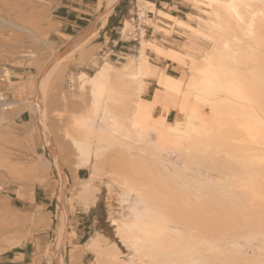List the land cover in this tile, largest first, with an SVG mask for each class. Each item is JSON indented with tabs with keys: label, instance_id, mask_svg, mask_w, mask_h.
<instances>
[{
	"label": "rangeland",
	"instance_id": "374dc122",
	"mask_svg": "<svg viewBox=\"0 0 264 264\" xmlns=\"http://www.w3.org/2000/svg\"><path fill=\"white\" fill-rule=\"evenodd\" d=\"M56 2L0 0V254L30 243L34 259L41 258V264H58L59 254L65 264H170L181 247L186 251L190 248L192 252H188L193 253L191 257L188 252L183 250L186 253L183 254L179 250L183 254V262L186 258L185 264H195L200 259L199 262L205 260L204 264H264V162L253 163L249 159L254 154L264 156V139L253 142L242 128L235 126L236 129L232 130L229 126L227 136H224L226 140L223 141L224 137L217 139L225 147L218 141L212 142L214 147L210 144L211 148L208 147L210 142H205L208 148L202 144L198 150L189 149V140L195 135L189 137L187 133V137L186 132L182 135L184 130L188 131L187 114L190 116L194 110L205 115L210 110L209 106L200 100L196 102L194 98L186 100L187 95L182 96L185 98L183 101L180 97L179 102L175 91L167 92L157 85L158 76L153 78L156 82L154 93L145 96L146 103L156 96L166 100L167 94H177V102L174 100L177 104L170 100L174 99L173 94V97L168 95L173 104L168 105V99L167 102H157L160 110L165 111L168 107L166 112L170 114L172 111L168 121L162 114L157 116L162 125L160 129H164L160 138L165 144L153 143L157 139L154 133L148 136L152 141L146 139L138 144L127 138L124 129L113 130L114 122L110 119L114 114L116 117L119 115L118 118L124 117V114L128 117L123 112L128 113L132 102L135 110L136 86H129L123 71L140 47L139 36L134 31L138 24L133 22L134 28L129 31L131 35L129 32L123 35V39H131L133 47L132 50H124L126 54L120 57L112 56L110 59L104 53L102 44L95 45V38L81 48H75L95 30L106 13L104 9L98 12L92 29L76 38H66L68 44L61 48L51 38ZM192 5L194 13L204 17L202 11ZM136 13L138 15V9ZM135 17L137 19L134 13L126 20ZM189 22L197 27L200 25L196 18ZM181 35L179 46L184 47L183 53L188 54L183 56L184 59L182 57L183 60H177L180 56L173 61V58L151 52L149 55L170 59L178 65L180 75L185 72L196 75L195 66L204 65L202 52L210 51L211 42L195 38L184 30ZM261 35L264 40V30ZM119 37L113 35V38ZM136 37L138 41L134 40ZM165 45V50L171 47ZM66 49L74 51L39 87L47 68ZM190 54L196 61L189 59ZM105 62L117 66L111 82L119 93L117 91L115 96L110 92L106 94L101 99L103 104L100 101L102 108H98L94 105L92 92L82 88L77 78L82 72L89 76L96 74ZM241 68L242 74L251 76L253 87L262 92L257 96L263 95L264 101V45L255 59ZM24 69L29 75L26 82L13 83V72ZM29 83L32 86L26 88ZM125 83H129V87ZM131 88H134L136 93L132 91V94L135 96L130 95ZM162 93L164 96H161ZM38 97L45 106L51 148L35 113ZM217 97L230 98L227 92L221 90ZM133 98H136L135 101H132ZM257 100L261 101L260 98ZM185 101L186 107L183 106ZM184 107L187 114L181 113ZM261 108L264 110V103ZM24 110L32 113L33 121L19 125L15 117ZM262 118L264 120V111ZM153 123L155 126L154 120L152 126ZM174 123V130L177 128L180 132L172 130ZM165 126L175 134L172 131L167 134ZM76 139L85 144L87 154L78 149ZM190 155L196 158L195 163L185 168L182 165L188 162L189 157L186 156ZM55 159L59 161L61 171ZM80 169H85L84 179L78 178ZM63 218L66 233L61 240L59 224ZM113 219L120 225L136 223L140 227H143L141 220L143 224L152 220L148 223L154 230L145 223V227L151 230L148 238L136 226L133 228L145 241L144 244L141 242L140 254L121 240L112 226ZM94 238H97V247H88L87 244ZM158 245L163 248L158 249ZM194 254L200 259L194 258Z\"/></svg>",
	"mask_w": 264,
	"mask_h": 264
},
{
	"label": "bare ground",
	"instance_id": "6f19581e",
	"mask_svg": "<svg viewBox=\"0 0 264 264\" xmlns=\"http://www.w3.org/2000/svg\"><path fill=\"white\" fill-rule=\"evenodd\" d=\"M188 1L192 2L197 9H200L204 15V17L197 16L196 14L195 15H189V20L196 18L199 21V24H200L199 27L194 26L189 21L177 19V18H175V17H173V16H171V15H169L163 11L157 12L154 9V6H152L151 4H149L147 2H143L142 0H139V5H138V16L140 17V19H139L140 25H136L134 28V26H133V25H135L133 23V22H135L134 20L125 21V25H124V29H123L124 34L128 33L129 31L131 32L132 28H134V31L136 32V30L140 27V29L138 30V36H139V41H140L139 50L134 57L130 58L129 62L126 64V66L124 67V71H123L124 80L126 78L130 82V84L128 83L129 86L131 85V87H133L132 84H134L136 86L135 90H137L136 91L137 92V94H136L137 99L135 98L136 101L134 98H133L134 100H132V101H135V110H134V108H132L134 106H131L133 103L132 102L130 107L133 109V112L131 110L130 116H129V110L131 108H128L129 110L126 109L128 111V113L123 112V113L128 114L127 115L128 117H125V114H124V117H122L120 114V116L122 118H118L119 115H118V117H116L117 115L115 116V114H114V116H113V114L111 113L112 114L111 116H113L112 117L113 119L111 118L110 120H113L112 123L114 122L113 123L114 124L113 130L114 129H116V130L117 129H120V130L124 129L123 131H126L125 135L127 136V138L133 139L134 142L138 143V144H142L146 139L150 140L148 137L149 134L154 133L156 135L157 139L155 141H152V139H151L150 141H152L156 145H159V144L163 145L165 143L163 141H161L160 134L162 132L164 133V131H162L164 129H160L162 127V125H161L160 120L158 119L157 116L162 114L164 116L165 120L168 121L167 118L171 114L172 111L170 110V114H168L166 112L168 107L165 108L166 110L163 109L165 111L160 110V107L157 105V102H164V101L167 102V99L170 97H173L171 95V94H173L174 99L170 98V100H173L174 104H177L174 101L177 99V97H176L177 94H178V101H179L182 98V96H184V97L186 95L188 96L190 93L193 97L191 95L188 97L186 96L185 97L186 100H187V98H194L195 101L200 100L199 102H201L205 105L207 104L209 106L210 110L205 115L198 114L193 110V111H191V114L189 116L185 112L187 110V108H185L187 106V103H186V101L184 102V103H186V105H183V106H185L184 107L185 110H184V112H182L183 110H181V113L187 114V122H186L187 126H186V128L188 127L187 129L189 132L184 130L182 135H184L185 132H186L185 136H187V133L190 134V135L188 134L189 137L190 136L192 137L193 135H195V137L193 136L194 139H190L189 140L190 143L188 142L190 145V146L188 145L189 149H191V148L195 149L196 148L198 150L199 146L202 144H204V146L207 147L205 142H207V144L210 142L208 144V147L210 146V144H211V146H213L212 142L218 143L219 140H217V139H223V137L225 135L227 136L226 133H227V131H229V128H228L229 126L230 127L232 126V130H233V128L236 129L235 126L242 128L245 135L247 136V138L249 137L251 140H253V142L254 141L258 142L259 140L264 139V133H263L264 120L262 118L264 110L261 108V104L263 105V103H264L263 98H262L263 95L260 97L262 92H260V91L258 92L255 89V87H253V85H252L253 82L250 78L251 77L250 75L245 76L244 74H242L240 72V70L242 69L241 68L242 65H245L246 62L252 60L253 58L255 59L256 54H258L261 51V47L264 45L263 36L261 35L263 30H264V0H188ZM104 3H105L107 10L105 9L106 13L103 15V17L101 19V28H104L107 25L108 17L111 14L114 7L119 3V0H100L99 5H97V6H99L98 8H100V6L103 5ZM149 9L151 11L157 13V15L159 17L157 19L158 20L157 23H154L151 20H149V18H147L148 17L147 11ZM144 23H148L149 25L154 26L156 30L161 31L162 33H164L166 35H171L172 30L174 28H179V29L184 30L185 32L191 33L193 36H195V38L201 37V38L209 40L211 42L210 51L207 50L208 52L207 51L202 52V54H204V59H203L204 65H202L201 67H197V66H195V64H197L198 62L197 63L195 62V64H193L196 67L198 75L197 74L193 75L194 72L192 74L190 72H188V73L185 72V74L180 75L181 77L174 78V77L166 74L164 70H161L157 65L152 63L151 59H150L149 52L154 53L157 56L173 58L172 59L173 61L178 56H180V59H177V60H183L184 59L183 56H186L188 54L183 53V50H185V49H184V47H181L179 45H172L169 42L164 41V44L171 45V47L169 49L165 50L164 45L160 44L159 42H157L155 40L147 39L146 33L143 30V24ZM95 35H96L95 33L90 34V36L85 38L75 48H77V47L81 48L86 43H88L89 40H91L93 37H95ZM169 45H168V47H169ZM75 48H74V50H75ZM73 51H71V52L68 51L62 58H60L58 61L54 62L49 68H47L45 76L41 79L39 87H41L45 83V81L47 80L49 75L50 74L52 75L53 70L59 64L61 65V62L65 58H67V56L71 55ZM182 57H183V59H182ZM191 58H192L193 62L196 61V58H194L190 54L189 59L191 60ZM193 65H191V66H193ZM190 68L191 67H189L188 69H190ZM239 68H241V69H239ZM116 69H117V66H114L110 62H105L103 65H101V67L98 69L96 74L89 76L87 73L82 72V73H80V75L77 78V83L81 84L82 88H85V89L87 88L92 92V94L94 96V100H95L94 105H96V107L98 106V108L101 105L100 101H101L102 97H104L106 94H108L110 92L111 94H113L115 96V93L117 95V91L119 93V90H117L116 87H114L112 85V82H111L112 73ZM155 76H158V79L156 82H157V85L161 89H165V90H167V92H168V90L175 91L177 94H174L172 92L167 94L168 98H166V100H162L161 98H163V97L156 96L155 98H153V100L151 102L146 103V101H145L146 100V98H145L146 92H147V89H148L151 81H153V78ZM126 83H125V86L128 85ZM46 85H47V83H46ZM31 86L32 85L29 83L26 86V88H29ZM125 86H124V90H125ZM129 86H127V87H129ZM220 90H221V92H224V91L227 92V95L230 98L224 99V97L223 98L217 97ZM132 91H134V88L131 90L130 95L135 96L134 93L132 94ZM259 93H260V95L258 97L257 94H259ZM168 95H170V97ZM110 96L112 97V95H110ZM161 96H164V94ZM113 98L114 97H112V99ZM259 98L261 99V101L259 100L260 103L257 100ZM184 99L182 98V101ZM168 101H169V99H168ZM44 102H45V100H44ZM173 102L171 103V101H169L168 105H169V103L173 104ZM176 102H177V100H176ZM101 103H102V101H101ZM188 104H189V102H188ZM181 105H182V103H181ZM102 106H100V108H102ZM191 106H192V103H191ZM38 107L40 108V111H38ZM178 109H180V108H178ZM105 111H107V110H105ZM167 111H169V110H167ZM35 113L37 115L38 121H40V123L42 124L44 135H45L46 140L49 143L50 148H51V144L49 142L50 141L49 140L50 134H49V131L47 129V124H46L45 106L43 105V102H42L40 97H38L37 105H35ZM85 117H87V116H85ZM180 118H182V116ZM182 119H184V118H182ZM153 120L155 121V126H154V123L152 126ZM175 121L176 120L174 119V122ZM180 121H181V119H180ZM82 122H84V121H81V123ZM172 122H173V120H172ZM178 122H179V120H178ZM178 122H176L177 128H178ZM93 125L94 124H92V126ZM183 125H182V131H183ZM173 127H175V123H174V126H172V128ZM177 128H176V130H174V128L172 130L176 131V133H178L177 130H179V132H180V129H177ZM189 128H190V130H189ZM168 129L169 128H167L166 133H167ZM160 130H161V132H160ZM232 130H230V132ZM171 131H168L167 134H169ZM173 131H172V133H173ZM191 133H192V135H191ZM231 133H230V135H231ZM173 134H175V132ZM196 136L198 137V139ZM174 137L176 138L177 136L174 135ZM224 138L225 139L223 141L226 140V137H224ZM154 139H155V137H154ZM75 143H76L78 149L83 154H87L88 150H87V147L85 146V144L83 142H80L76 139ZM218 144L219 145L222 144L221 140L219 141ZM149 145H151V144H149ZM153 146H155V145H153ZM204 146H203V149H204ZM211 146H210V148H211ZM185 147H186V144H185ZM218 147L220 148V146H218ZM223 147H225V146L223 145ZM200 149H202V148L200 147ZM240 150H242V149H240ZM196 156H197V154H196ZM186 157L187 158L189 157V159H187L188 162H185L182 166H184L185 168L186 167L188 168L189 164L195 163V161H194L195 157L193 158V157H191V155L186 156ZM249 159L253 163H254V161L264 162V156L258 155V154L251 155L249 157ZM55 161H56V166L58 167L59 171H61L62 169H61V165H60L59 161H57L56 159H55ZM47 165H48V163H47ZM42 166L45 167V165H41V167ZM69 204H70V202H69ZM160 212H161V210H160ZM149 220H151V219H149ZM149 220H147V222H145V223H147L146 226L149 225L148 227L152 226V225H150V223H148ZM64 221H65V218H63L62 220L60 219L59 236H60L61 240H63L65 233H66V225L64 224ZM195 221H196V219H195ZM137 222H138V218H137ZM143 222H144V220H143ZM140 223L142 224L143 227H140V225H138L136 223H124L123 225H120L116 219L112 220V226L115 227V230H116L118 236L121 238V240L125 244H129L128 246H131L138 253L142 250L141 242L144 244L145 241H144L143 236L141 234L136 233V231H134L133 228L136 226L137 229L142 234L143 233L146 234V235H144L146 237H147L148 233L150 234L151 230H154L153 226H152L151 230L149 231L148 227L147 228L145 227V223L144 224L142 223V220ZM190 231H191V229H190ZM96 242H97V238H94L93 240H91L87 244V246L91 247V248H96L97 247ZM61 243H62V241H60V244ZM148 243H149V241H148ZM60 244H59V247L61 246ZM153 244L154 243L152 242V245ZM145 245H147V242L145 243ZM152 245L150 243V246H152ZM162 245H163V243H162ZM162 245L161 246L158 245L157 246L158 249H159V247H160V249H161V247L163 248ZM62 246H63V244H62ZM150 246H148V249H150ZM153 248L151 247V249H153ZM175 248L178 249L177 247H175ZM180 249H181V247H179V250ZM58 250H59V248H58ZM172 250H173V248H172ZM179 250H178V252H179ZM183 250H184V252H188V250L190 251L191 249L189 248L187 251H186V249H183ZM183 250L181 249L180 251H182V253H183ZM178 252L175 255V260H172L170 262V264H185L184 262H187L186 258H185L184 262H183V259H181L182 255L186 254V253L181 254V252H179V253ZM191 252H192V250H191ZM191 254H193V253H191ZM191 254L189 256H191ZM189 256L187 254V257H189ZM195 256L197 259H200L197 257L198 255L194 254V258H195ZM57 261H58V264H65L63 256L60 254L57 256ZM188 261H189V259H188ZM199 261H201V259ZM199 261L196 263L204 264L205 260H203L202 262H199ZM191 263H192V261H191ZM122 264H125V263H122ZM192 264H194V263H192Z\"/></svg>",
	"mask_w": 264,
	"mask_h": 264
},
{
	"label": "crops",
	"instance_id": "0c3cea01",
	"mask_svg": "<svg viewBox=\"0 0 264 264\" xmlns=\"http://www.w3.org/2000/svg\"><path fill=\"white\" fill-rule=\"evenodd\" d=\"M154 6V9L159 12L163 11L177 19L189 21V15H195V9L188 0H142ZM58 5L52 15L53 32L51 38L56 46L63 48L68 44L66 38H76L88 29L93 28L94 21L97 20V14L100 10L106 9L103 4L99 6V0H57ZM139 0H120L114 7L111 14L108 17V23L104 28H101V20L96 24L95 30H92L91 34L95 33L94 43L95 45H103V50L106 55L120 57V55L126 54L124 50H132L130 40L123 39V29L121 25H125V20L135 13L137 16L133 18L139 25L140 17L137 15V9ZM166 6V7H165ZM161 7V8H160ZM107 10V9H106ZM147 18L154 23L158 22L157 13L147 11ZM188 16V17H187ZM186 18V19H185ZM127 21V20H126ZM100 24V25H99ZM100 29V30H99ZM136 30L138 36V30ZM143 30L146 33V38L155 40L162 45L164 41L169 42L172 45H180L182 39V29L174 28L171 35H166L161 31L155 29L154 26L148 23L143 24ZM116 34L119 38H113ZM131 35V34H129ZM156 38V39H155ZM103 39L104 42L98 43L97 41ZM133 40V39H132ZM138 41L137 37L134 39ZM151 62L157 65L161 70H164L166 74L179 77L180 70L178 65L167 58H158L154 54L150 56ZM13 83L26 82L29 78L28 71L26 69L13 72ZM155 81H151L146 94L152 96L154 93ZM19 100V98H17ZM33 121V115L29 110H24L15 117V122L19 125L29 124ZM79 179H84L86 175L85 169H80L77 172ZM34 259L33 246L30 243L19 247L18 249L9 250L0 254V264H41V258Z\"/></svg>",
	"mask_w": 264,
	"mask_h": 264
},
{
	"label": "water",
	"instance_id": "95a60500",
	"mask_svg": "<svg viewBox=\"0 0 264 264\" xmlns=\"http://www.w3.org/2000/svg\"><path fill=\"white\" fill-rule=\"evenodd\" d=\"M69 51V49H66L63 53H61L59 56H58V58L55 60V62L56 61H58L60 58H62L64 55H65V53H67ZM38 111H40V108L38 107Z\"/></svg>",
	"mask_w": 264,
	"mask_h": 264
}]
</instances>
